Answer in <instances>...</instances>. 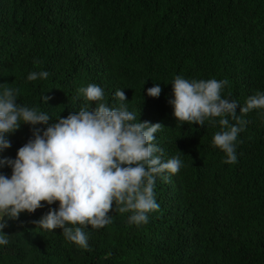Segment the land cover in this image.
Returning a JSON list of instances; mask_svg holds the SVG:
<instances>
[{"label":"trees","instance_id":"16d2710c","mask_svg":"<svg viewBox=\"0 0 264 264\" xmlns=\"http://www.w3.org/2000/svg\"><path fill=\"white\" fill-rule=\"evenodd\" d=\"M33 71L49 76L28 81ZM176 76L227 79L222 96L240 105L264 92V0H0V93L18 88L17 102L46 112L52 124L85 103L96 106L80 87L100 86L109 105H118L122 89L136 122L164 126L155 134L162 158L183 162L168 182L156 179L160 208L147 224L129 225L130 213L113 210L112 223L83 229L84 249L62 229L33 223L59 207L42 202L8 221L0 264H264V110L244 117L237 162L226 164L212 146L218 125L174 117ZM155 84L162 92L154 98L147 89ZM7 138L12 146L0 158L14 159L33 138L31 126ZM0 172L11 176L7 165Z\"/></svg>","mask_w":264,"mask_h":264},{"label":"clouds","instance_id":"9594fccd","mask_svg":"<svg viewBox=\"0 0 264 264\" xmlns=\"http://www.w3.org/2000/svg\"><path fill=\"white\" fill-rule=\"evenodd\" d=\"M34 64L40 61L34 60ZM47 71L31 72L28 81L47 79ZM227 79L188 80L176 76L172 82L173 98L169 104L178 122L188 125H218L212 146L225 154L226 164L237 162L238 136L249 123L244 117L253 110H264V92L257 91L244 105L224 98ZM86 102L48 124L50 115L36 107L18 103V88L4 86L0 93V153L11 148L9 134L21 124L31 126L33 138L17 150L16 157L0 158V168L7 165L11 176L0 172V246L9 243L3 232L9 220H18L22 212L34 213L44 203L59 202L33 223L41 229H62V235L81 248L88 249L87 226L102 228L112 223L113 210L130 213L129 225H144L150 214L159 210L156 179L168 182L170 175L183 167L179 156L164 160L163 149L156 143L161 123L137 121L129 111L122 89L115 92L118 105H109L104 89L88 84L77 89ZM160 84L147 89L150 97H159ZM50 96L44 95L47 103ZM240 107V114L236 109ZM46 124L45 129L36 125ZM44 202V203H42ZM115 206V209H114Z\"/></svg>","mask_w":264,"mask_h":264}]
</instances>
